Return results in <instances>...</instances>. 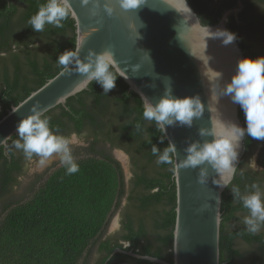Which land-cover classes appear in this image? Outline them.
I'll return each instance as SVG.
<instances>
[{
    "label": "trees",
    "instance_id": "1",
    "mask_svg": "<svg viewBox=\"0 0 264 264\" xmlns=\"http://www.w3.org/2000/svg\"><path fill=\"white\" fill-rule=\"evenodd\" d=\"M186 2L202 25H214L237 0ZM241 2L243 10L237 19L229 18L227 27L244 52L246 81L257 95L264 86V0ZM74 49V22L56 0H0V118L63 69ZM251 61L256 77L247 65ZM248 105L264 108V96L239 107L245 152L221 196L220 264H264V168L256 172L246 162L264 141V123L245 116ZM71 134L85 136L89 156L56 169L30 198L3 208L0 264H80L91 246L107 258L120 249L101 241L124 195L120 166L106 146L132 156L122 240L133 252L171 263L172 154L154 117L107 64L87 90L23 127L7 142V153L0 149V200L22 174L25 160L42 154L49 141ZM111 259L154 264L121 254Z\"/></svg>",
    "mask_w": 264,
    "mask_h": 264
},
{
    "label": "water",
    "instance_id": "2",
    "mask_svg": "<svg viewBox=\"0 0 264 264\" xmlns=\"http://www.w3.org/2000/svg\"><path fill=\"white\" fill-rule=\"evenodd\" d=\"M75 26V49L53 78L0 118V149L45 113L87 90L104 65L156 120L172 154V262L117 249L154 264H220L221 196L244 155L240 105L250 92L244 52L223 11L202 25L186 0H56ZM76 139V135H72Z\"/></svg>",
    "mask_w": 264,
    "mask_h": 264
},
{
    "label": "rangeland",
    "instance_id": "3",
    "mask_svg": "<svg viewBox=\"0 0 264 264\" xmlns=\"http://www.w3.org/2000/svg\"><path fill=\"white\" fill-rule=\"evenodd\" d=\"M245 41L248 43L251 42L247 37H245ZM253 50L256 51L257 48ZM249 68L252 76L256 77L257 70L253 62ZM244 113L246 117L254 118L264 123V109H258L253 105H248ZM72 135L73 134L66 138H56L49 141L44 146L42 154L25 160L22 174L16 178V183L12 186L10 192L0 200V220L3 217V208L21 203L30 198L38 187L43 184L47 177L56 169L72 160L89 156L85 150L88 146L85 136L76 135L77 137L74 140ZM104 150L119 164L124 185V195L118 207L111 212L104 230L105 236H112L118 231L117 224L120 211L126 204V197L129 191V180L131 178V163L128 157L124 155L122 148L110 149L106 146ZM44 158L49 159L51 162H49L45 168L37 170V164ZM246 162L247 167L253 171L259 172L264 168V141L248 155ZM94 257L95 248L91 246L83 256L80 264H91Z\"/></svg>",
    "mask_w": 264,
    "mask_h": 264
},
{
    "label": "flooded vegetation",
    "instance_id": "4",
    "mask_svg": "<svg viewBox=\"0 0 264 264\" xmlns=\"http://www.w3.org/2000/svg\"><path fill=\"white\" fill-rule=\"evenodd\" d=\"M258 55H259V52H258ZM252 62L253 61H251V63ZM251 63L250 64H247L248 67H250ZM253 106L256 107L255 105H253ZM256 108H258V107H256ZM258 109H264V108H258ZM123 153H124L125 156L128 157V159H129V161L131 163V178H132L133 170H134L133 169V165H132L133 163L131 162V160H132L131 157L132 156L126 150H124V149H123ZM139 156L140 155H137L136 154V157L140 158ZM131 178H130V180H131ZM130 180H129V189H130ZM128 193H129V191H128ZM127 196H128V194H127ZM126 210H127V199H126V204L124 205V207L120 211L119 220H118V224H117L118 231L114 235H112V236H105V235H103L102 238H101V241L108 240L111 243L112 246L118 245V246H120V249L121 250H124V251H127V252H132L134 254L141 255L139 252H137L138 250H136V252H133L132 250H129V248H128L129 247V244L127 242H125V241L122 240V238H123L122 237L123 236V232L121 231V224H122V220H123L124 214L127 213ZM94 248H95V257H94V259H93V261H92L91 264H130L128 262V259H120V260L114 259V260H112L111 258L115 254L112 255V256H109L107 258L106 255H105V253L102 252V251H100L97 246L94 247ZM117 254H120V253H117ZM121 255L124 256V257H127V258L139 260V259H136V258H133V257H130V256H126L124 254H121ZM139 261H142V260H139ZM138 264H141V263H138Z\"/></svg>",
    "mask_w": 264,
    "mask_h": 264
},
{
    "label": "bare ground",
    "instance_id": "5",
    "mask_svg": "<svg viewBox=\"0 0 264 264\" xmlns=\"http://www.w3.org/2000/svg\"><path fill=\"white\" fill-rule=\"evenodd\" d=\"M49 162H51V161H50L49 159H47V158L42 159V160L37 164L36 169H37V170H41V169L45 168V167L49 164Z\"/></svg>",
    "mask_w": 264,
    "mask_h": 264
}]
</instances>
